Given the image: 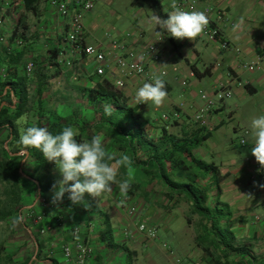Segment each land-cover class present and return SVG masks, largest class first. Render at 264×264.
<instances>
[{
	"label": "trees",
	"instance_id": "obj_1",
	"mask_svg": "<svg viewBox=\"0 0 264 264\" xmlns=\"http://www.w3.org/2000/svg\"><path fill=\"white\" fill-rule=\"evenodd\" d=\"M11 1L14 2L4 0L0 9L5 2L10 6ZM15 1L23 7V12L17 16L18 24L22 23L26 13L37 16V6L42 0ZM137 4L148 7L153 17L167 18L168 13L163 11L160 0L130 2L131 6ZM17 24L10 37L0 42V222L17 225L26 236L33 237L36 256L16 264H35L50 241L47 236H39L38 226L33 225L30 219L23 220V209L27 213L33 212L38 205L44 224L51 225L52 229L64 224L61 215L54 216L51 221L44 219L49 210L55 211L60 207V201L53 204L56 165L45 160L39 150H25L19 143L20 135L31 126L46 127L54 135L65 126H73L79 131L78 141L101 135L109 154L117 159L124 154L129 155L133 160L131 173L121 167L117 175V181L128 178L129 174L132 176L127 197L121 195L117 184H113L112 191L108 193L119 191L121 203H129L138 197L149 204L153 192L161 194L163 203L151 204L162 211L170 212L181 202L186 203V224L189 226L196 219L192 241L201 254L200 261L188 258L187 264H264V254H255L252 246L247 245L245 239H238L232 230L233 214L221 199L220 185L227 175H221L214 163L194 156L193 152L211 137L215 128L208 130L204 124L194 121L191 116H184L182 112L180 118L172 122L146 120L143 115L146 105L129 104V98L122 90L124 86L119 89L115 85V78L126 79L122 75L108 73L99 76L92 70L91 74L83 73L74 78L67 63H71L74 69L76 60L87 62L84 55L75 60L65 39L63 42L70 54L66 61L61 60L57 49L44 50L42 55L34 54L35 42L27 43L23 35L17 36ZM157 31V35L163 33L164 40H176L161 28ZM43 37L50 40L49 36ZM28 61L33 64L29 75L24 71ZM191 67L196 73L194 66ZM54 84L69 92L56 99L57 94L50 90ZM106 108H110L111 115L105 113ZM22 117L24 122L19 123ZM27 186L35 190V199L29 204ZM42 201L47 204V210L41 205ZM32 202H35L33 207ZM131 205L136 206L134 202ZM21 217L22 221L17 223ZM56 218L60 223L54 225ZM33 229L41 239L35 236ZM168 247L171 255H175L173 248ZM173 259L176 264L185 260L175 256ZM48 262L60 264L52 259Z\"/></svg>",
	"mask_w": 264,
	"mask_h": 264
},
{
	"label": "crops",
	"instance_id": "obj_2",
	"mask_svg": "<svg viewBox=\"0 0 264 264\" xmlns=\"http://www.w3.org/2000/svg\"><path fill=\"white\" fill-rule=\"evenodd\" d=\"M197 1L200 5L216 6L220 9H224L227 12V15L235 22L232 27L223 28L225 38L229 42V48L225 50L226 52L224 54H221L218 50L219 48L217 49L215 47V42H206L200 36L194 41L188 39L174 40L173 42L163 40L161 43L160 52L162 61L161 63L154 65V70H159V68L165 70L166 75L162 77V79L165 81L168 96L160 107L170 113L176 106H181L182 114L186 117L192 116L197 107L201 105L199 98L197 101L193 97L194 88L198 84H201V81L205 76H210L213 71H216L215 64L211 60L215 59V61L218 62L217 57L220 55H222L220 59L225 60V62L229 61V63L233 61L234 58L237 59V57L249 61L248 64L259 61L260 68L252 72H246L241 68L243 63L236 67L229 66L227 67L225 80H223V77L216 83L217 85L226 81L229 75H237L239 80L245 83L242 87H232V93L237 94L239 99H244L246 97V95H243L242 91H245L248 95H253L257 92V88H259L262 94H264V68H262L264 67V61H262L264 60V47L254 48V41L250 37H247L245 27L240 26L238 29L234 28V26L237 25L238 20L230 15L229 4L224 6L222 0L212 3V5L207 3L208 0ZM256 1L258 2V0ZM162 6L164 12L168 13L172 11L171 4L167 3ZM86 13L88 12L84 13L83 21ZM53 18H55L56 21H51L46 17L40 18L42 21L40 29L43 30V34L45 29H48L45 34L50 37L48 46L44 47L46 48L45 50L57 49L60 53L61 60L66 61L70 57V54L68 46L63 42L66 33V29L64 28L65 22L59 19L54 12ZM48 22H50V27L48 26ZM52 23H54V25ZM9 25H11V21L8 20L6 27ZM85 29L86 34L84 42L86 44H91L88 40L92 38L91 41L93 44L103 43L105 46L108 45L109 41L104 36H92L86 25ZM156 36L157 33L147 34L140 30L139 34L136 36L131 37L130 35V37L127 38L125 37V34H121L117 36L113 35V38L120 41L127 49L138 51L140 48L144 47V42L150 43L151 40L152 42L155 41ZM33 47L36 49L32 52L34 54L38 53V47L36 45ZM89 62L90 60H87L85 64L82 60H76L75 64L80 65L82 69L81 71L84 74H91L93 67L92 65L90 66ZM261 63L262 67L260 66ZM199 64L201 67H199ZM191 66H194L193 68L196 69V73L192 71L193 69ZM111 73L120 75L115 69H112ZM191 73H193V75H191ZM182 81L185 82L184 85H182ZM124 82L130 93L134 92V85H141L136 79H125ZM141 83L142 85L144 84L143 82ZM174 85L179 87L176 93H173L172 91ZM217 85H214V87ZM150 107L151 105L147 104L145 110L147 111ZM157 109L158 108L155 107L154 110L157 111ZM220 110L221 108L218 104L206 117L204 126H211V129L215 128L219 123L218 112ZM260 112L262 113L261 115H264V102H262L260 106ZM244 130H248L249 132L246 139L248 150L251 151L254 144L252 129ZM148 131L150 132V130ZM223 163L224 162L218 165L220 174L227 175L220 185L222 190L221 199L229 205V210L233 214L234 219L231 223L233 232H235L238 239H245L247 245L252 246L251 243L255 240L264 238V188L260 187V185H264V178L256 177L252 179V172L249 166L244 170L243 167V169L235 168L230 162ZM55 178L56 180L62 179L57 170ZM155 193L157 195L159 194V192ZM155 193H151V196L155 195ZM114 194L115 192H112V195ZM119 196L120 195L115 196L117 197L116 203H118V205H125V207L120 209L117 205L118 208L116 211L115 209L108 210L113 204L111 205L109 202L103 200V197L110 198L111 194L104 193L97 198L85 194L84 203L73 204L69 200L68 194L65 193L62 201H60V207L55 211L49 210L47 215L44 216L46 221H51L54 216L57 215H61L64 220L62 227H54L45 235L50 239L48 243L49 245L47 246L51 247L54 243L60 245L62 242H69L70 229L76 224H80L85 228L87 223L84 221H88L89 224L92 223L94 226L92 233H88L84 228L81 233L83 238H86L91 242L93 250L92 259L88 264H125L126 257H130V261H132V259L137 260L138 249L143 250L142 259H144V262H142V264H176L173 256H176L178 252H182L181 257L185 259L182 264H187L186 262L188 261V258H191L192 260L196 255L201 256L200 252L193 244H190L185 248L184 245H177L176 243V245L172 247L175 253L173 256H170L163 248L162 242H165L164 237L169 234L175 235L177 233L176 226L174 225L175 216H172V211L165 212L153 204L141 203V205L137 207L136 216L131 218L127 215L126 209L134 202V198H132L126 205L127 202L121 203L119 201L121 199ZM34 204L32 202L31 207H33ZM27 207L31 208L30 206ZM113 210L116 211V214H114ZM34 211L37 214L42 213L38 205L35 207ZM26 214L27 212H22L21 214L25 222L28 219ZM141 220L148 222V225L155 226L157 230H160L161 228L164 236H158L159 231H157L158 238L156 240H146L143 236L137 233L135 228L136 223ZM124 232H128V235H125ZM162 249H164V251ZM153 252L163 256V258L165 257V262L155 259L153 257ZM176 258L179 257L176 256ZM200 260L201 259L195 262Z\"/></svg>",
	"mask_w": 264,
	"mask_h": 264
},
{
	"label": "rangeland",
	"instance_id": "obj_3",
	"mask_svg": "<svg viewBox=\"0 0 264 264\" xmlns=\"http://www.w3.org/2000/svg\"><path fill=\"white\" fill-rule=\"evenodd\" d=\"M90 1L93 3V9L86 13L84 24L89 29L92 36H104L105 33H110L112 36L130 33L132 37L138 35L140 30H142L144 33L146 32L147 34L158 33L157 29L160 30L159 25L153 19L151 10L142 4L131 6V0ZM218 1L220 0H208L207 3L209 5H212V3ZM222 1L224 3V6H226L227 4L230 5L229 13L231 16H233V18H236L238 22L241 17L244 18V23L241 26L246 28L245 33L247 37H250L254 41V48L264 47V1ZM2 2L4 4V0H0V3ZM161 3L162 5H166L167 3L171 4L172 0H161ZM37 10V16L30 13H26L22 23L19 22L17 24V16L23 12V7L21 3H18L14 0V2L11 1L10 6L5 7L2 5L0 9V20L2 21V24L0 25V33L2 32L1 34L5 39L10 37L12 31L14 30L17 24V36H19L20 34L23 35V37H25L24 39L27 40V43H29V41L35 42V45L38 47L39 50H37L38 53L42 55V53H44V50L46 49L44 46H48L50 40L48 39V37L47 39H45V37L43 38L44 34L47 32L48 29H45V32L43 34V30L40 29L42 24L40 18L46 17L51 21L55 20V18H53V12L47 7V5L43 1H40L37 6ZM8 20L11 21V25L6 27V23H8ZM52 24L54 25V23ZM48 26L50 27V22H48ZM91 39L92 38H90L88 41L93 44ZM144 43V46H147L149 42ZM150 43H154V41L152 42L151 40ZM214 45L217 49L219 48L218 50L221 54H224L226 52L225 50L220 49L221 45L218 42H215ZM221 56L222 55L217 57L218 62H216L215 59L211 60L215 64L216 71H213L212 75L210 76H205L202 79L201 84H198L194 88L193 97L197 101L199 98V91L210 93L212 92L214 85H217L216 83L219 82V80H221L223 77V80H225V76L227 75V67H236L240 66L242 63H249V61H246L241 57L239 59L237 56V59L234 58V60L229 63V61L225 62V60L220 59ZM260 66L262 67V63L260 64ZM199 67H201L200 64ZM75 68L77 72V78H79L78 76H82L83 74V72L81 71L82 69L80 65H75ZM140 84L142 85V83ZM141 85H134V92L130 93V91H128V88H126V84H124L122 90L128 96L129 104L136 103L134 99L135 93L137 89L141 87ZM60 88L62 87L57 88L55 84L52 86V88H50V90L57 94L58 97L56 99L63 98V96L69 92L65 89ZM178 89L179 87L174 85L172 87L173 93H176ZM257 89V92L253 95H248L245 91H242L243 95H246L244 99H239V96L237 94L232 93L230 98L224 99L222 102L219 103L221 108V110L218 112L219 123L211 132V137L207 141L203 142L193 152L194 156L197 159H201L207 163H214L217 166L220 165L222 162H230L234 165L235 168L243 167L244 170L248 168L247 166H245L244 159L251 155V151L248 150V144L243 146L239 145L238 140L242 136V131L244 129H251V120L253 118L261 116L262 114L260 112V106L262 102H264V94H262L259 88ZM48 94L50 96V91L48 92ZM154 109L155 106L151 105V107L143 113L144 118L146 120H160L163 114L169 113L161 107H159L157 111ZM23 122L24 117L19 120V123ZM207 129L210 130L211 126H207ZM26 188L27 193H29L30 195L27 198V203L29 204V202L35 199V190L32 186H27ZM118 192L119 191H115V194H111L110 198L103 197V200H105V202H109V204L111 205L113 204V206H110L108 210H116L118 206L120 209H123V207H125V205H118V203H116L117 197L115 196H117ZM149 202L150 204L153 202L163 203L161 194L157 195L155 193V195L150 197ZM134 203L136 204V207H139L141 203H143V201L138 197H135ZM127 204L128 203H126V205ZM116 211L113 210L114 214H116ZM25 212L26 211H24L23 209V213ZM187 212L188 206L184 202H181L177 206V208L172 210V216H175L174 225L176 226L175 228L177 233L175 235L169 234L168 236H165V242L162 243H166L171 248L176 245V243L177 245H184L185 248L188 245L193 244L192 239L196 219H194L192 224L188 226L186 224L185 218ZM11 229L14 230V232L11 231ZM160 230H157L159 231L158 236H164L162 234L161 228ZM33 232L37 237L38 234L36 233V230L33 229ZM39 236V239L44 238V236H41V238ZM251 245V248L255 254H264V238L255 240L251 243ZM58 248L59 244L57 243H54L51 247H46L44 253L41 254L40 259L35 264H48L49 259L57 260L62 264V257L59 256ZM162 250L164 251V249ZM35 251L36 245L33 242V237L26 236L22 232V229L17 225H10V223L8 222H0V264H16L18 262H22L26 258H29L30 256L32 257V259H34L33 256ZM153 253V257L155 259H157L158 261L165 262V257L163 258V256L155 254V252ZM176 256L180 258L182 256V252H178ZM8 257H10L11 259L8 260ZM142 258L143 250L138 249L137 260L132 259V261H130V257H126L125 264H142V262H144V259ZM199 259H201V256L196 255L195 260Z\"/></svg>",
	"mask_w": 264,
	"mask_h": 264
},
{
	"label": "built area",
	"instance_id": "obj_4",
	"mask_svg": "<svg viewBox=\"0 0 264 264\" xmlns=\"http://www.w3.org/2000/svg\"><path fill=\"white\" fill-rule=\"evenodd\" d=\"M47 7L56 14V16L65 22L66 34L65 42L70 46V53L73 57L80 58L84 55L87 60H90V66L96 75L102 76L112 72L115 69L120 75L126 79H136L140 83L153 82L154 76L164 77L166 75L165 70L159 68L154 70V65L161 63L162 56L160 52V45L164 40L160 34L156 36L154 43H148L147 46L140 48V50H129L120 41L110 33H105V38L109 41L105 46L103 43L86 44L84 42L86 29L84 25V13L93 9V3L90 0H42ZM177 5L185 11H202L205 12L209 18V24L204 33L200 36L206 42H218L221 45V49L226 50L229 48V42L225 38L223 28L232 27L234 20L227 15L224 9H220L216 6L200 5L197 0H176ZM7 6V2H5ZM2 21L0 20V25ZM125 37H130V33H126ZM162 38V39H161ZM5 38L0 37V42H4ZM84 63L85 60L81 59ZM86 64V63H85ZM69 69L73 73V77L77 76L76 69L72 68L71 63H67ZM154 67V68H153ZM33 64L28 61L25 63L24 71L29 75L32 71ZM246 72H252L258 70L259 61L252 62L250 64H243L241 67ZM112 74V73H111ZM193 75V73H191ZM185 82L182 81V85ZM115 85L121 89L124 86V80L115 78ZM245 83L239 80V77L228 76L227 80L218 84L213 88L212 92L200 91L198 93L201 105L197 107L196 111L192 114L191 119L204 124L208 112L213 110L216 105L222 102L224 99L230 98L232 94V87H242ZM137 104V103H136ZM141 106L142 104H137ZM182 112L181 106H176L175 109L163 114L161 119L165 122H172L180 118ZM248 130L242 131V136L238 140L239 145H247ZM246 166L251 168L252 179L256 177L264 178V168L256 162L255 157L252 154L244 159ZM54 204V203H53ZM43 208L47 204L42 201ZM127 215L131 218L136 216L137 207L134 205L128 206ZM26 217L30 219L33 225L38 226L39 235L45 236L52 230L51 225L44 224L40 214L29 212ZM258 219V218H256ZM60 223L59 218L54 220L53 224ZM41 225V226H40ZM82 225L76 224L71 228L70 241L62 242L59 245L60 256L62 257V264H88L93 256V250L91 242L82 237ZM138 234L143 236L146 240H156L157 228L155 226L148 225L144 221H139L135 225ZM88 233H92L94 226L92 223L88 224L84 228ZM128 235V232H124ZM163 248L166 252L172 256V252L167 244L163 243Z\"/></svg>",
	"mask_w": 264,
	"mask_h": 264
},
{
	"label": "clouds",
	"instance_id": "obj_5",
	"mask_svg": "<svg viewBox=\"0 0 264 264\" xmlns=\"http://www.w3.org/2000/svg\"><path fill=\"white\" fill-rule=\"evenodd\" d=\"M171 8L172 11L168 12L166 19L153 17L170 37L194 41L204 33L209 24L205 12L185 11L177 5L176 0H172ZM243 23L244 18L241 17L234 28L238 29ZM159 34L163 38V33ZM167 96L165 81L161 76H154L153 82H146L137 89L134 99L137 104H150L159 108ZM105 113L111 115L110 108H106ZM251 129L254 137L251 154L261 168H264V115L251 120ZM78 135V129L73 126H65L55 135L46 127L31 126L20 135L19 143L23 149L39 150L45 160L56 165V170L62 177L54 184L56 191L53 203L61 201L65 193L73 204L84 203L85 194L93 198L100 197L104 193H110L113 184H117L121 195L127 197L132 176L129 174L128 178L117 181V175L121 167L131 173L132 158L124 154L117 159L109 154L101 135H94L90 140L83 141L76 139ZM113 160L115 162L111 163ZM260 187L264 188V185ZM21 221L22 217L16 222Z\"/></svg>",
	"mask_w": 264,
	"mask_h": 264
},
{
	"label": "water",
	"instance_id": "obj_6",
	"mask_svg": "<svg viewBox=\"0 0 264 264\" xmlns=\"http://www.w3.org/2000/svg\"><path fill=\"white\" fill-rule=\"evenodd\" d=\"M5 147H6V144H5ZM22 153H25V152H22ZM19 154H21V153H19ZM33 242H35V239H34V238H33ZM35 256H36V251H35V253H34L33 258H35Z\"/></svg>",
	"mask_w": 264,
	"mask_h": 264
}]
</instances>
